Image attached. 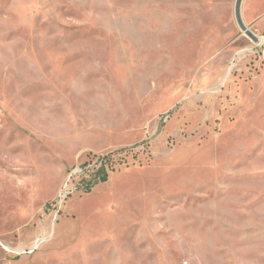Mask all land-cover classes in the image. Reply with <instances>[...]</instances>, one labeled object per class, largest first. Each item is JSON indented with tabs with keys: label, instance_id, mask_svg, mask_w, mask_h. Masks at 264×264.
Returning <instances> with one entry per match:
<instances>
[{
	"label": "rangeland",
	"instance_id": "obj_1",
	"mask_svg": "<svg viewBox=\"0 0 264 264\" xmlns=\"http://www.w3.org/2000/svg\"><path fill=\"white\" fill-rule=\"evenodd\" d=\"M234 5L0 0V264H264V36Z\"/></svg>",
	"mask_w": 264,
	"mask_h": 264
},
{
	"label": "crops",
	"instance_id": "obj_2",
	"mask_svg": "<svg viewBox=\"0 0 264 264\" xmlns=\"http://www.w3.org/2000/svg\"><path fill=\"white\" fill-rule=\"evenodd\" d=\"M249 2L250 0H243L242 2V17L249 22V25L256 30L258 34L264 36V0L257 1V3L261 5V8L255 12L252 11Z\"/></svg>",
	"mask_w": 264,
	"mask_h": 264
},
{
	"label": "water",
	"instance_id": "obj_3",
	"mask_svg": "<svg viewBox=\"0 0 264 264\" xmlns=\"http://www.w3.org/2000/svg\"><path fill=\"white\" fill-rule=\"evenodd\" d=\"M243 0H235L234 5V16L236 19L237 24L241 28V30L248 35L253 41L259 42L260 38L251 30L249 26H247L243 20L242 13H241V5Z\"/></svg>",
	"mask_w": 264,
	"mask_h": 264
},
{
	"label": "bare ground",
	"instance_id": "obj_4",
	"mask_svg": "<svg viewBox=\"0 0 264 264\" xmlns=\"http://www.w3.org/2000/svg\"><path fill=\"white\" fill-rule=\"evenodd\" d=\"M46 239V238H45ZM39 242V241H38ZM40 244V243H39ZM38 246V245H37ZM36 247V246H35Z\"/></svg>",
	"mask_w": 264,
	"mask_h": 264
}]
</instances>
